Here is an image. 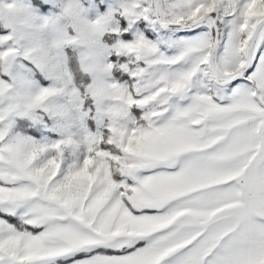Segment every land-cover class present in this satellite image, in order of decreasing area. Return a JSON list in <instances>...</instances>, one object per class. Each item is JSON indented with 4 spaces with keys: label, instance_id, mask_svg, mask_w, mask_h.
<instances>
[{
    "label": "snow or ice",
    "instance_id": "snow-or-ice-1",
    "mask_svg": "<svg viewBox=\"0 0 264 264\" xmlns=\"http://www.w3.org/2000/svg\"><path fill=\"white\" fill-rule=\"evenodd\" d=\"M0 264H264V0H0Z\"/></svg>",
    "mask_w": 264,
    "mask_h": 264
}]
</instances>
